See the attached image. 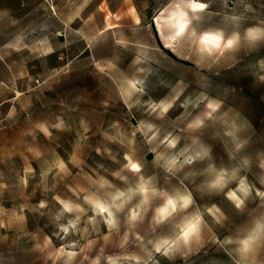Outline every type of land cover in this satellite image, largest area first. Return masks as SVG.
<instances>
[{
	"label": "rangeland",
	"instance_id": "obj_1",
	"mask_svg": "<svg viewBox=\"0 0 264 264\" xmlns=\"http://www.w3.org/2000/svg\"><path fill=\"white\" fill-rule=\"evenodd\" d=\"M0 264H264V0H0Z\"/></svg>",
	"mask_w": 264,
	"mask_h": 264
},
{
	"label": "clouds",
	"instance_id": "obj_2",
	"mask_svg": "<svg viewBox=\"0 0 264 264\" xmlns=\"http://www.w3.org/2000/svg\"><path fill=\"white\" fill-rule=\"evenodd\" d=\"M224 34L222 32H216L215 34H205L202 36V39H206L207 43L205 44H209V45H219L220 41L223 39ZM233 41L232 38L228 39V42ZM225 177V172L223 170H219L214 181H212V186H218L220 185ZM185 204L188 203V200L184 201ZM174 203L172 199H168L166 202V206L161 207L159 209H157V211L160 214V218L162 219L163 217L169 215L170 210H174ZM104 209V208H103ZM106 209L102 210L101 208L99 209V211L103 212Z\"/></svg>",
	"mask_w": 264,
	"mask_h": 264
},
{
	"label": "bare ground",
	"instance_id": "obj_3",
	"mask_svg": "<svg viewBox=\"0 0 264 264\" xmlns=\"http://www.w3.org/2000/svg\"><path fill=\"white\" fill-rule=\"evenodd\" d=\"M171 23L173 25V30L175 33L180 32V24H186L185 18L181 15V13H174L173 17L171 18Z\"/></svg>",
	"mask_w": 264,
	"mask_h": 264
},
{
	"label": "snow or ice",
	"instance_id": "obj_4",
	"mask_svg": "<svg viewBox=\"0 0 264 264\" xmlns=\"http://www.w3.org/2000/svg\"><path fill=\"white\" fill-rule=\"evenodd\" d=\"M203 7H205V5H203V4H196V3L192 4V8L193 9H198V8H203ZM179 27H180V31L183 32V30H184V24H180ZM249 36H251L253 39L256 38L255 37V34H253V33H249ZM202 40H203L204 43H207L206 39H202ZM233 43H234V40L231 41V42H228L227 46L228 47H231ZM217 46H219V45H217ZM133 167L135 168L136 166L133 165ZM97 206L100 207L99 205H97ZM101 209L104 210L102 207H101Z\"/></svg>",
	"mask_w": 264,
	"mask_h": 264
}]
</instances>
